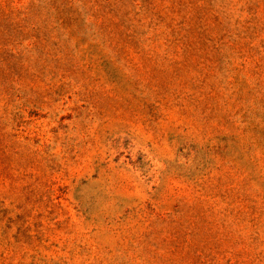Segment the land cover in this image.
<instances>
[{"label":"rangeland","instance_id":"374dc122","mask_svg":"<svg viewBox=\"0 0 264 264\" xmlns=\"http://www.w3.org/2000/svg\"><path fill=\"white\" fill-rule=\"evenodd\" d=\"M0 264H264V0H0Z\"/></svg>","mask_w":264,"mask_h":264}]
</instances>
